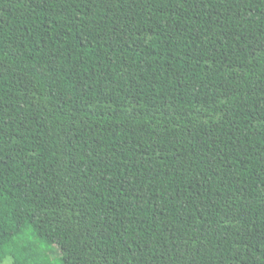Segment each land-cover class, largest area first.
Returning a JSON list of instances; mask_svg holds the SVG:
<instances>
[{
    "label": "trees",
    "instance_id": "16d2710c",
    "mask_svg": "<svg viewBox=\"0 0 264 264\" xmlns=\"http://www.w3.org/2000/svg\"><path fill=\"white\" fill-rule=\"evenodd\" d=\"M7 258L264 264V0H0Z\"/></svg>",
    "mask_w": 264,
    "mask_h": 264
},
{
    "label": "rangeland",
    "instance_id": "374dc122",
    "mask_svg": "<svg viewBox=\"0 0 264 264\" xmlns=\"http://www.w3.org/2000/svg\"><path fill=\"white\" fill-rule=\"evenodd\" d=\"M45 251L54 259L60 256V250L58 247V237L54 233H50L47 238L46 245L42 246ZM11 259L7 258L3 264H11Z\"/></svg>",
    "mask_w": 264,
    "mask_h": 264
}]
</instances>
